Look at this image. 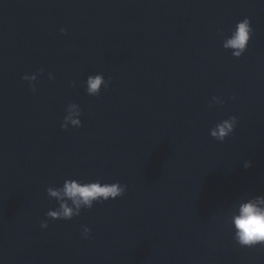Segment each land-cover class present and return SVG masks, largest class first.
Returning <instances> with one entry per match:
<instances>
[{"label":"water","instance_id":"obj_1","mask_svg":"<svg viewBox=\"0 0 264 264\" xmlns=\"http://www.w3.org/2000/svg\"><path fill=\"white\" fill-rule=\"evenodd\" d=\"M245 17L253 35L237 59L218 33ZM41 68L32 92L22 77ZM96 73L111 84L93 97L83 82ZM213 96L224 105L209 107ZM69 103L83 126L64 131ZM232 115L233 135L213 139ZM66 178L128 187L41 229L57 206L46 189ZM253 195H264V0H0V264H264L229 223Z\"/></svg>","mask_w":264,"mask_h":264},{"label":"clouds","instance_id":"obj_2","mask_svg":"<svg viewBox=\"0 0 264 264\" xmlns=\"http://www.w3.org/2000/svg\"><path fill=\"white\" fill-rule=\"evenodd\" d=\"M62 34L67 30L60 29ZM222 39V47L225 50H231L234 58L239 59L247 50L248 44L253 35V28L248 17L243 18L235 24L230 36H225L221 31L218 33ZM41 68L37 73L31 75L25 74L22 80L27 81L32 92H36V82L38 75L43 73ZM53 73H48V79L53 80ZM111 84V78H105L103 73L89 74L83 82L84 90L87 95L98 97L101 90L108 89ZM70 86L75 87L76 81H71ZM235 99V97H232ZM224 99L220 96H213L209 103L212 105L223 106ZM83 110L77 103H69L65 108V114L60 127L67 131L70 127L77 129L82 127L81 116ZM238 124V118L235 115L229 116L216 123L209 129V135L218 142L223 143L226 138L233 135ZM253 166L251 160H246L243 164L245 169ZM127 185L120 182H102L101 179L85 182L82 179L66 178L61 186L49 185L46 193L49 199L56 201V207L46 212V219L41 221V229H47V220H65L70 221L81 214L82 210H90L95 204L104 203L109 200L122 198L127 191ZM230 226L232 239L240 247L255 248L260 246L264 248V195H253L242 200L236 206V210L231 214ZM92 230L87 226H82L80 233L81 239L89 240L92 238Z\"/></svg>","mask_w":264,"mask_h":264}]
</instances>
